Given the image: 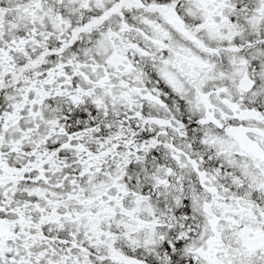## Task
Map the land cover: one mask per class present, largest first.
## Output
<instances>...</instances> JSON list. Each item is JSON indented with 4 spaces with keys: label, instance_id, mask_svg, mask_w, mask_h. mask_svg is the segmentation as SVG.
Returning a JSON list of instances; mask_svg holds the SVG:
<instances>
[{
    "label": "snow or ice",
    "instance_id": "6c2138e0",
    "mask_svg": "<svg viewBox=\"0 0 264 264\" xmlns=\"http://www.w3.org/2000/svg\"><path fill=\"white\" fill-rule=\"evenodd\" d=\"M0 264H264V0H0Z\"/></svg>",
    "mask_w": 264,
    "mask_h": 264
}]
</instances>
